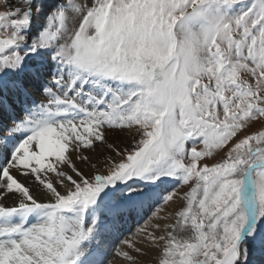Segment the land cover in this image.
I'll return each mask as SVG.
<instances>
[{
	"label": "snow or ice",
	"instance_id": "obj_1",
	"mask_svg": "<svg viewBox=\"0 0 264 264\" xmlns=\"http://www.w3.org/2000/svg\"><path fill=\"white\" fill-rule=\"evenodd\" d=\"M3 6L0 264H264V0Z\"/></svg>",
	"mask_w": 264,
	"mask_h": 264
},
{
	"label": "rangeland",
	"instance_id": "obj_2",
	"mask_svg": "<svg viewBox=\"0 0 264 264\" xmlns=\"http://www.w3.org/2000/svg\"><path fill=\"white\" fill-rule=\"evenodd\" d=\"M66 2H67V0H36L37 4H43L44 5V12L41 14L40 18H38L39 20L34 19L36 16H35V12L33 13V23H32V30H31L30 36H35L37 34L38 29H40L44 25V23H45L44 16L47 15L51 11V8L49 7L50 5L55 4V3L66 4ZM74 2L79 3V4H83L84 0H74ZM9 3H11L12 5L14 4L13 6H15L17 1L15 2V0H9ZM3 4H4V0H0V12L8 10L3 6ZM78 23H79L78 20L70 21L69 22V30L71 31L74 27H78ZM262 127H264V122H256V123H254V127L251 129V131H256L258 129H261ZM123 147L125 148L126 146H122L121 149H119L115 146V148L121 152H123V149H124ZM109 155H112V157L116 161H120L123 158L122 156L117 157L115 155V152H113L112 150H111ZM105 157L101 158L99 160V162H97V164L99 165L98 166V174L100 173L101 175H107L108 171H109L110 162L106 161ZM216 159H219V157H217ZM208 162L212 163L213 161L209 160ZM89 167H90L89 165L81 164L79 168H81L82 171L86 175H88L90 173L95 174L96 170H91ZM88 170H89V172H88ZM188 189H189V186H182V187H180L179 191L181 193H184V192L188 191ZM176 202H173L169 206H166V212L162 213V215H168V216L172 217L173 218L172 222L174 220L175 212L180 210V207H181V202L180 201H176ZM170 220L160 221L159 223H161V225H163L164 223H170ZM135 231L136 230H134L131 233V235L133 233H135ZM145 252H146L145 255L138 257V264H158V259H157L158 252L156 250L148 248L147 246H145ZM256 259L258 260L259 257H256ZM117 260L121 261L119 259H114V261H117ZM124 263L125 262H119L118 264H124Z\"/></svg>",
	"mask_w": 264,
	"mask_h": 264
},
{
	"label": "bare ground",
	"instance_id": "obj_3",
	"mask_svg": "<svg viewBox=\"0 0 264 264\" xmlns=\"http://www.w3.org/2000/svg\"><path fill=\"white\" fill-rule=\"evenodd\" d=\"M17 0H15L16 2ZM14 5V4H13ZM35 20L38 19V18H34ZM39 20V19H38ZM38 87H30L29 88V92H30V96L33 95L32 99H34L35 101L37 102H40L42 100H44L42 94L40 95L38 93ZM9 100L11 102H14L15 99L13 97H10ZM108 140L111 144H113V146L121 149L122 146H130L131 143H132V138L131 136L129 135V133L127 131H123V132H120V131H116L114 133H111L108 135ZM124 148V147H123ZM117 150V149H116ZM111 152V149H109L107 152H105L103 149H97V154L99 156V160L107 155H109ZM112 156V155H111ZM74 158V157H73ZM75 159V158H74ZM93 160H96V156H93ZM99 160H96V162H99ZM75 163L77 164L78 167H80V165L82 164L80 161H75ZM100 164V163H99ZM99 166V165H98ZM83 167V166H82ZM88 167V166H87ZM90 168V167H89ZM92 170V169H91ZM86 171V170H85ZM89 172V170H88ZM92 174V173H90ZM100 174V173H99ZM33 194L37 196L38 199H40L39 195L35 192V189H33ZM2 203L6 206H14V203H15V200L12 196H9L7 199H4L2 201ZM177 203V202H176ZM160 222V221H159ZM170 222H172V219L170 220ZM119 262H123V261H114L113 260V264H118ZM125 264V263H124Z\"/></svg>",
	"mask_w": 264,
	"mask_h": 264
}]
</instances>
